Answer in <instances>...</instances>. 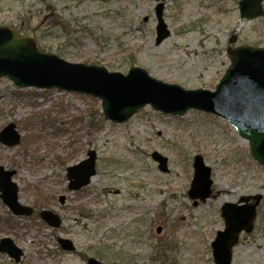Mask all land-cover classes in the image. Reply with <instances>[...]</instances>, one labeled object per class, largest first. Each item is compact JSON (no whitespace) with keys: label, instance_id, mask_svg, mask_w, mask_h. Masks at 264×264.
<instances>
[{"label":"rangeland","instance_id":"rangeland-1","mask_svg":"<svg viewBox=\"0 0 264 264\" xmlns=\"http://www.w3.org/2000/svg\"><path fill=\"white\" fill-rule=\"evenodd\" d=\"M238 0H165L170 35L156 45V0H0V25L35 39L68 62L126 73L137 66L185 89L213 90L229 59L226 48L264 47V15L239 16ZM264 7V0H263ZM12 122L20 142H0V165L14 169L18 199L33 215L15 216L0 199V238L23 250L0 264H213L210 242L223 228L219 207L262 195L254 228L233 248L232 264H264V166L225 119L190 109L183 116L145 106L127 121L107 120L97 98L56 88L17 87L0 78V129ZM96 153L95 175L67 189L65 168ZM168 159L161 172L151 158ZM211 168L214 197L193 206L187 190L192 160ZM59 195L66 200L60 204ZM48 209L62 220L49 228ZM160 227V232L156 228ZM76 249L65 252L57 238Z\"/></svg>","mask_w":264,"mask_h":264},{"label":"water","instance_id":"water-1","mask_svg":"<svg viewBox=\"0 0 264 264\" xmlns=\"http://www.w3.org/2000/svg\"><path fill=\"white\" fill-rule=\"evenodd\" d=\"M155 15V44L169 36L162 19L164 0H157ZM262 0H239L238 10L242 18L254 19L263 14ZM235 41L231 36L229 44ZM230 64L214 91L205 89L185 90L176 84H167L147 74L139 67H131L126 74L111 72L105 67L66 62L57 55L44 51L33 38L16 30L0 26V77H8L13 84L25 87L58 88L99 98L106 119L113 122L127 120L146 104L164 113L183 115L188 109L214 113L227 119L238 134L249 143L252 157L264 165V48L246 44L227 47ZM0 141L16 145L19 135L14 124L9 123L0 131ZM151 157L158 162L159 170L167 171V159L157 152ZM95 152L89 150L87 158L66 168L68 189L77 190L88 184L95 173ZM194 173L187 191L195 200L212 196L210 167L196 155L192 163ZM14 171L0 167V197L14 214L30 215L32 208L17 202V186L11 181ZM253 200L250 203V200ZM260 194L242 195L237 202H224L220 216L224 228L216 232L210 243L213 264H231L232 247L241 232H250L256 214ZM63 202L64 197H59ZM194 205L197 204L195 200ZM39 216L51 227H58L60 219L49 210H41ZM160 231V228H157ZM65 250H74L72 242L59 238ZM0 251L19 261L22 251L9 238L0 239ZM86 264H99L94 258Z\"/></svg>","mask_w":264,"mask_h":264}]
</instances>
